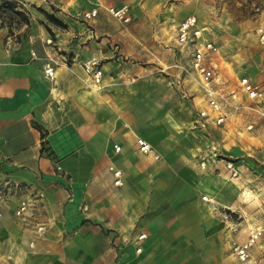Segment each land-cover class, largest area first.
<instances>
[{"label": "crops", "instance_id": "0c3cea01", "mask_svg": "<svg viewBox=\"0 0 264 264\" xmlns=\"http://www.w3.org/2000/svg\"><path fill=\"white\" fill-rule=\"evenodd\" d=\"M20 1L29 13L26 36L16 42L0 28V184L43 194L45 231L34 235L16 220L20 191L0 196V264H237L232 247L246 240L245 225L227 231L233 223L220 218L201 185L200 138L180 134L171 81L149 64L162 47L96 41V32L53 10L54 0ZM27 3L66 29L44 26ZM159 54L170 66L171 54ZM91 60L102 69L97 86L82 69ZM137 138L159 159L140 154ZM110 168L120 172L118 185ZM261 248L264 238L251 250L258 264Z\"/></svg>", "mask_w": 264, "mask_h": 264}, {"label": "rangeland", "instance_id": "374dc122", "mask_svg": "<svg viewBox=\"0 0 264 264\" xmlns=\"http://www.w3.org/2000/svg\"><path fill=\"white\" fill-rule=\"evenodd\" d=\"M45 1L49 3L51 0ZM91 2L96 3L100 11L98 19L89 25L82 14ZM91 2L54 0L55 5L51 7L68 15L72 22L84 24L96 32L93 40L105 38L118 44L154 41L162 47L157 48L156 58L152 56L154 60L149 64L160 69L157 74L171 81L173 114L180 117V134L184 138H200L201 185L220 218H224V213L229 215L224 220L233 224L227 225V231L238 232V225L242 223L246 239L250 229L258 228L255 225L264 222V100H248L238 86V79L246 76L261 85L264 92V46L254 36L256 25L264 20V0ZM27 4L29 9L41 14L45 12L39 5ZM107 6H126L127 19H114L106 13L104 8ZM189 15L195 16L206 27L218 49L213 58L217 67L214 89L227 102L223 109L226 119L219 126L212 123L199 128L194 126L197 111L204 109V95L195 86V76L187 65V51H180L172 42L178 21ZM43 18L44 26L51 25L44 15ZM24 28L15 20L11 25L12 38ZM160 50L171 54L170 66L165 65L164 57L157 56ZM142 52L149 53V50L142 49ZM250 125L252 127L248 129ZM224 161L233 162L238 167L235 177L225 170Z\"/></svg>", "mask_w": 264, "mask_h": 264}, {"label": "built area", "instance_id": "2783aa9c", "mask_svg": "<svg viewBox=\"0 0 264 264\" xmlns=\"http://www.w3.org/2000/svg\"><path fill=\"white\" fill-rule=\"evenodd\" d=\"M20 10V9H18ZM106 12L114 19L123 21L126 20L127 8L107 7ZM98 8L91 7L83 12L84 21H90L98 16ZM206 27L202 26L198 19L189 15L182 18L176 25L174 30V39L178 46L183 47L188 52V66L194 74L195 81L199 84L201 91L205 96L206 107L198 110L196 113L195 127H204L206 123H213L216 126L222 125L226 119V114L223 111L224 105L227 103L218 93L214 86L217 83V67L214 63V56L218 49L213 40L208 37ZM254 36L256 41L264 46V20L260 21L255 29ZM46 44H52L51 39L46 40ZM84 73L90 78L93 86H97L102 77V69L99 61L91 60L82 65ZM44 77L52 80L54 77V68L47 66L44 70ZM238 86L241 92L251 102H260L264 98V92L261 85L251 81L246 76H241L238 79ZM251 108V107H248ZM136 148L142 155H151L154 159H159V155L154 151L153 147L144 139H136ZM115 151H119V147L114 146ZM264 152V149H263ZM225 162V161H224ZM225 170L235 177L238 173V167L233 162H225ZM112 169V168H110ZM113 175L116 178L115 185L120 183V172L113 170ZM12 191H20L23 198L18 202L13 215L23 229L29 230L34 235H40L45 231L44 223L39 221L40 209L42 208L43 194L31 189L30 187L11 186L9 183L0 184V196L10 195ZM206 200V196L202 197ZM1 217V214H0ZM224 219L229 217L228 214H223ZM146 238L145 234L138 235L136 239V253L141 252L139 241ZM264 238V228L250 229L246 240L241 244H236L232 247L233 255L237 264H258V259L251 253L252 248L257 246L260 239ZM32 246V243H29ZM262 256L264 257V249L261 248Z\"/></svg>", "mask_w": 264, "mask_h": 264}, {"label": "trees", "instance_id": "16d2710c", "mask_svg": "<svg viewBox=\"0 0 264 264\" xmlns=\"http://www.w3.org/2000/svg\"><path fill=\"white\" fill-rule=\"evenodd\" d=\"M42 14L52 26L62 30L66 29V25L53 14H48L46 12H43ZM15 20L18 21L19 24L25 26L23 33L16 36V42H19L21 36L25 37L28 32L30 26L29 13L24 8L23 2L20 0H0V28H6L9 36H12L11 25Z\"/></svg>", "mask_w": 264, "mask_h": 264}, {"label": "bare ground", "instance_id": "6f19581e", "mask_svg": "<svg viewBox=\"0 0 264 264\" xmlns=\"http://www.w3.org/2000/svg\"><path fill=\"white\" fill-rule=\"evenodd\" d=\"M171 37V36H170ZM195 80V79H194ZM198 84V83H197ZM198 86H199V84H198ZM199 89H200V86H199Z\"/></svg>", "mask_w": 264, "mask_h": 264}]
</instances>
